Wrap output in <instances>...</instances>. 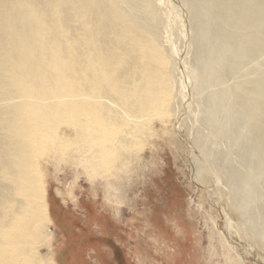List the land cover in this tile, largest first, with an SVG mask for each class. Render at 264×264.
I'll return each mask as SVG.
<instances>
[{"label":"bare ground","instance_id":"6f19581e","mask_svg":"<svg viewBox=\"0 0 264 264\" xmlns=\"http://www.w3.org/2000/svg\"><path fill=\"white\" fill-rule=\"evenodd\" d=\"M180 1L199 82L234 79L224 100H208L235 128L264 201V0ZM150 3L0 0V264H53L48 251L37 255L51 235L38 167L50 142H68L62 127L99 173L111 152L130 147L126 118L163 111L168 84L155 64Z\"/></svg>","mask_w":264,"mask_h":264},{"label":"rangeland","instance_id":"374dc122","mask_svg":"<svg viewBox=\"0 0 264 264\" xmlns=\"http://www.w3.org/2000/svg\"><path fill=\"white\" fill-rule=\"evenodd\" d=\"M150 9L168 84L163 111L127 116L130 147L111 152L99 173L62 127L68 142H50L38 167L51 235L37 255L48 251L53 264H264V201L235 128L208 100H224L234 79L199 82L184 3L151 0Z\"/></svg>","mask_w":264,"mask_h":264}]
</instances>
